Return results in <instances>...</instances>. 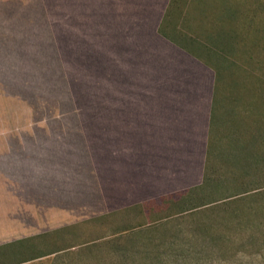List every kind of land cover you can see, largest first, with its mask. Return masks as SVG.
Instances as JSON below:
<instances>
[{
	"label": "rangeland",
	"instance_id": "obj_1",
	"mask_svg": "<svg viewBox=\"0 0 264 264\" xmlns=\"http://www.w3.org/2000/svg\"><path fill=\"white\" fill-rule=\"evenodd\" d=\"M157 3V9L168 3L166 11L171 10V16L178 20L173 26L188 25L180 21L190 20L194 29H168L163 28L167 26L164 23L156 30L137 31L134 57L139 59L135 62H117L121 53L117 44L119 31L92 30L86 31L85 36L78 35L74 55L67 54L72 45L60 46L61 61L54 65L44 62L45 66H53V70H45L43 75L53 76L29 77L27 92L0 94V152L8 148L2 139L18 140L17 131L5 134L22 120L26 125L20 133L25 136L55 132L53 129L55 133H68L72 128L69 124H77L81 119L97 124V120L90 119L100 117V102L114 101L117 97L119 101H127L131 97L124 89L125 84H131L128 74L138 73L139 85H146L143 80L148 75L163 70L165 50L171 55L180 53L183 47L199 58H214L208 64L218 72L219 101L222 106L230 102L237 133L245 126L247 130L252 127L256 130L252 142L262 136L258 149L263 151V167L255 170L252 166L251 173L237 174L236 165L241 160L235 162L232 168L235 173L223 176L226 181L222 187L215 185L217 190L212 191L215 197L207 201L244 191L243 194L230 197L228 204L223 199L217 201L220 204L170 217L166 216L167 204L179 192H172L167 198L154 196L192 183L200 172L193 167H187L178 182L164 183L156 189L150 179L140 180L139 194L134 200L146 204L119 213L105 214L116 201L124 205L131 198H113L116 191L110 186L103 190L107 199L101 198L99 185L94 182L89 196L86 193L85 198H78L76 212L61 215L42 211L29 197L22 196L17 184L0 170V264H264V0H157ZM194 8L203 12H198V17L203 18L198 24L192 18H197L196 11L186 12ZM181 53L187 57L182 65L189 71H204L211 84L213 67ZM243 117L246 119L240 121ZM238 146L231 147L233 154L245 150L248 154L246 147ZM211 147L217 146L210 144ZM218 151L221 157L231 154L225 147ZM251 152H255L254 147ZM208 158L212 159L210 151ZM226 170L230 172L228 167ZM219 177L215 175L213 179L218 181ZM206 190H209L207 183L203 190L207 196ZM206 196L196 201H206Z\"/></svg>",
	"mask_w": 264,
	"mask_h": 264
},
{
	"label": "crops",
	"instance_id": "obj_2",
	"mask_svg": "<svg viewBox=\"0 0 264 264\" xmlns=\"http://www.w3.org/2000/svg\"><path fill=\"white\" fill-rule=\"evenodd\" d=\"M156 5L157 0H0V94L27 92L29 77L53 76L43 75V71L53 70L44 62L59 63L60 46L64 44L67 48L72 45L68 55L76 54L74 40L78 35L85 36L86 31H119V40L116 39L121 56L119 50L117 62H135L139 59L134 57L137 31L156 30L164 23L167 26L163 28L194 29L190 20L180 21L188 25L173 26L178 20L171 16V10L166 11L168 3L158 9ZM196 10L186 12L192 14ZM198 12L203 13L196 11L197 18L192 17L196 23L203 19ZM181 51L194 61L213 67L211 84L204 71H189L182 65L187 57ZM168 52L165 50L163 70L148 75L143 80L146 85H139L138 73L128 74L131 84H125L124 89L131 97L127 101L117 97L100 102V117L89 118L97 120V124L81 119L77 124H69L72 128L68 133H55L53 129L55 132L26 136L20 133L26 125L24 120L16 124L5 135L17 131L20 138L2 139L8 148L0 152V170L17 184L22 196L29 197L42 211L61 215L75 213L78 198H85L86 193L89 196L94 182L99 185L101 198L107 199L103 190L107 191L109 186L116 191L113 198H131L124 205L116 201L105 212L112 214L146 204L134 200L139 194L140 180L150 179L156 189L164 183L178 182L187 167L200 171L192 183L154 196L167 198L178 191L179 198L187 189L202 184L205 176L219 175L218 181L225 182L223 176L235 173L233 165L240 160L237 174L251 173L252 166L255 170L262 168L263 151L258 149L262 136L252 142L255 128L247 130L241 126L238 133L233 128L230 102L223 106L220 103L218 72L208 64L214 58H199L183 47L180 53ZM116 78L119 90L120 73ZM247 136H251L250 140H245ZM210 144L216 149L210 148ZM235 144L246 147L248 154L246 150L233 154ZM222 147L229 148L231 154L221 157L218 150ZM251 147L255 148V155ZM209 151L212 159L208 158Z\"/></svg>",
	"mask_w": 264,
	"mask_h": 264
},
{
	"label": "trees",
	"instance_id": "obj_3",
	"mask_svg": "<svg viewBox=\"0 0 264 264\" xmlns=\"http://www.w3.org/2000/svg\"><path fill=\"white\" fill-rule=\"evenodd\" d=\"M205 183H207L208 189H209V190L205 191V193H207V196L203 192ZM208 183H210V184H208ZM215 185L216 186L221 185V187H222V181H215L212 178V176H210V175L209 176H205L204 181H203L202 184L198 185L197 187H193V188L187 189L186 191H184L179 196V198H176L173 201L171 200L168 203V205H167L168 208L166 209V213H167L166 216L167 217L174 216V215L177 216V214H183L184 212H192V211L198 210L201 206L216 205V204H220L222 202H226V204H228V203H230V200H232V198L230 199V197L236 198V196H240L241 193L242 194L244 193V191H243L240 194L237 193V194L229 195V196L226 195L224 197H217L216 196L217 198H214L213 200H211V202L207 201V198L215 197L214 196L215 193L212 192L214 190H217ZM209 191H211V192H209ZM202 195L206 196V201L197 202L196 199L197 200L198 199H202L201 198ZM223 199L227 200V201H224ZM219 200H223V201L222 202H217ZM174 207H176L177 210L175 209L176 211L172 212ZM168 210H170V211H168ZM158 220H160V219H158Z\"/></svg>",
	"mask_w": 264,
	"mask_h": 264
}]
</instances>
